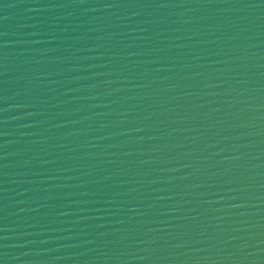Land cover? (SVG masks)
<instances>
[{
	"label": "water",
	"instance_id": "1",
	"mask_svg": "<svg viewBox=\"0 0 264 264\" xmlns=\"http://www.w3.org/2000/svg\"><path fill=\"white\" fill-rule=\"evenodd\" d=\"M0 264H264V0H0Z\"/></svg>",
	"mask_w": 264,
	"mask_h": 264
}]
</instances>
